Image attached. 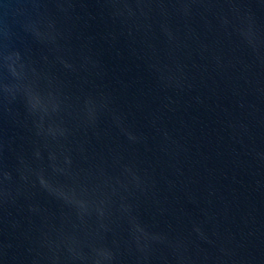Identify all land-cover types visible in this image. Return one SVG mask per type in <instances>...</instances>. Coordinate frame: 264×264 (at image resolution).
<instances>
[{
    "label": "water",
    "instance_id": "water-1",
    "mask_svg": "<svg viewBox=\"0 0 264 264\" xmlns=\"http://www.w3.org/2000/svg\"><path fill=\"white\" fill-rule=\"evenodd\" d=\"M0 264H264V0H0Z\"/></svg>",
    "mask_w": 264,
    "mask_h": 264
}]
</instances>
